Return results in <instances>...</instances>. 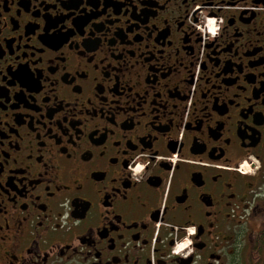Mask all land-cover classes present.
Here are the masks:
<instances>
[{
    "label": "flooded vegetation",
    "instance_id": "flooded-vegetation-1",
    "mask_svg": "<svg viewBox=\"0 0 264 264\" xmlns=\"http://www.w3.org/2000/svg\"><path fill=\"white\" fill-rule=\"evenodd\" d=\"M0 264H264V0H0Z\"/></svg>",
    "mask_w": 264,
    "mask_h": 264
},
{
    "label": "built area",
    "instance_id": "built-area-1",
    "mask_svg": "<svg viewBox=\"0 0 264 264\" xmlns=\"http://www.w3.org/2000/svg\"><path fill=\"white\" fill-rule=\"evenodd\" d=\"M210 31H211V32H213V30H212V29H210Z\"/></svg>",
    "mask_w": 264,
    "mask_h": 264
}]
</instances>
